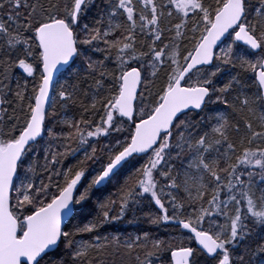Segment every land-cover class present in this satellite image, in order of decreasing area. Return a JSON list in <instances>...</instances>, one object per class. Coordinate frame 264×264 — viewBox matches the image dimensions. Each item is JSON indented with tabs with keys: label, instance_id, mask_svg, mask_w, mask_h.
I'll return each mask as SVG.
<instances>
[{
	"label": "snow or ice",
	"instance_id": "snow-or-ice-1",
	"mask_svg": "<svg viewBox=\"0 0 264 264\" xmlns=\"http://www.w3.org/2000/svg\"><path fill=\"white\" fill-rule=\"evenodd\" d=\"M5 8L0 105L19 114L7 130L0 115V264H105L121 249L136 264H264V0ZM145 200L176 235H101Z\"/></svg>",
	"mask_w": 264,
	"mask_h": 264
},
{
	"label": "trees",
	"instance_id": "trees-1",
	"mask_svg": "<svg viewBox=\"0 0 264 264\" xmlns=\"http://www.w3.org/2000/svg\"><path fill=\"white\" fill-rule=\"evenodd\" d=\"M97 3H101V0H97ZM7 14H8L7 8L0 10V16L4 17L5 20L7 18ZM185 43H186V41H185ZM217 52H219V49L217 50ZM96 58H102V57L100 56V54H96ZM79 63H80V61L77 60V64H79ZM109 67H111V64H109ZM23 75L24 74L22 73V70H14L13 71V79H12L13 89H15V86H16V78L21 77ZM59 79H60L61 83L64 82V77H59ZM224 80H225V76H219L217 79L218 86L222 85ZM20 83L23 84L24 80L20 79ZM89 83H91V81H89ZM57 87H58V85H57ZM84 87H88V84H85ZM30 88H31V80L29 79V90H30ZM153 91H155V89H153ZM8 99L13 100L14 98L11 95H9ZM14 107H15L14 104H7L6 103L4 105H0V108H6L7 109L6 113H0V115L3 116V122H4L5 130H7V128L10 127L11 123L14 122V121L10 120V117H13L14 115L19 114V109H16V111L14 112ZM210 107H214V106H210ZM58 111H60V110L58 109ZM73 113H75L77 118H79L78 109H75V108L72 109V111L69 112L68 115H72ZM97 119H98V117H97ZM48 126L50 127L51 124H49ZM104 143H107V140L102 138L100 140V144L97 146L98 149ZM82 155H83L82 153H79V154H77V156L75 158L70 157L68 160L65 161L64 166H67V164H69V163H72V164L76 163V160L79 158H82ZM145 159H147V157H144L143 159L139 160L138 162H135L136 166L139 167V164L143 163V161ZM42 162H43V158L41 155V163ZM99 166H100L99 163L92 164L91 162H89L90 174L92 173V171L94 169L98 168ZM57 167H61V165H57ZM131 170H132L131 168H125L124 170H122V173L118 178H116L112 182L108 183L107 186L103 187L100 192L95 193L93 200H95L96 196L104 198V197L109 196L111 193H114L116 191V189L119 187V184L123 183L124 177ZM89 179H90V175H89ZM38 182L39 181L37 180V183ZM83 183L86 184L87 180H84ZM93 207L94 206L90 204L88 209L83 213V218L85 219V221L87 219L91 218L90 213H91V215L95 214L93 211ZM117 211H118V205H117ZM156 211H158V209H155L154 205H150L149 202L147 200H145L143 204L137 206V209L134 213L129 212L124 220L117 221L114 226L106 227L103 230V232L101 233V235L102 236H118L119 239L121 240V242H124V241L129 240L130 237L132 239H134L137 235H142L144 232H148L150 234V236L153 238L168 240L173 235H176V233L174 232V230L172 229L171 226H167V225L156 226V225L150 224L147 220V217L145 214L149 213V212H156ZM129 221H132V222L129 223ZM257 232L259 233L260 230L257 229ZM85 239H89L87 234H85ZM236 254L237 255L240 254V249H237ZM135 255H136L135 252H133L131 255H129L126 252V250L121 249L118 255H111V254L106 253L103 257V260H104L105 264H136ZM164 255H169V254H164ZM53 258H56L55 254H53ZM141 258H143L142 253H141ZM157 264H159V262H157Z\"/></svg>",
	"mask_w": 264,
	"mask_h": 264
},
{
	"label": "water",
	"instance_id": "water-1",
	"mask_svg": "<svg viewBox=\"0 0 264 264\" xmlns=\"http://www.w3.org/2000/svg\"><path fill=\"white\" fill-rule=\"evenodd\" d=\"M217 49H216V51H217ZM57 76H59V73H57ZM102 188H103V186H102ZM64 223H67V219H65Z\"/></svg>",
	"mask_w": 264,
	"mask_h": 264
},
{
	"label": "bare ground",
	"instance_id": "bare-ground-1",
	"mask_svg": "<svg viewBox=\"0 0 264 264\" xmlns=\"http://www.w3.org/2000/svg\"><path fill=\"white\" fill-rule=\"evenodd\" d=\"M59 77V76H58Z\"/></svg>",
	"mask_w": 264,
	"mask_h": 264
}]
</instances>
